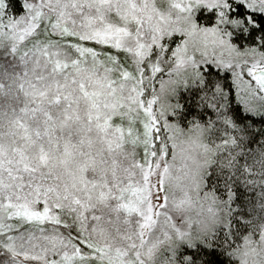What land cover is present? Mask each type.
I'll return each instance as SVG.
<instances>
[{
    "label": "snow or ice",
    "instance_id": "1",
    "mask_svg": "<svg viewBox=\"0 0 264 264\" xmlns=\"http://www.w3.org/2000/svg\"><path fill=\"white\" fill-rule=\"evenodd\" d=\"M0 264H264V0H0Z\"/></svg>",
    "mask_w": 264,
    "mask_h": 264
},
{
    "label": "trees",
    "instance_id": "2",
    "mask_svg": "<svg viewBox=\"0 0 264 264\" xmlns=\"http://www.w3.org/2000/svg\"><path fill=\"white\" fill-rule=\"evenodd\" d=\"M183 102V101H182ZM220 259H224V257H220Z\"/></svg>",
    "mask_w": 264,
    "mask_h": 264
}]
</instances>
